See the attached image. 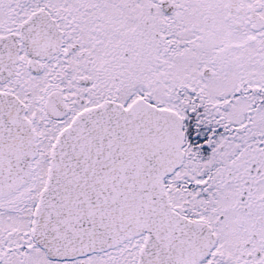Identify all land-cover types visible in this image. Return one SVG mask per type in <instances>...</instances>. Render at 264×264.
I'll return each mask as SVG.
<instances>
[{
  "label": "snow or ice",
  "instance_id": "snow-or-ice-1",
  "mask_svg": "<svg viewBox=\"0 0 264 264\" xmlns=\"http://www.w3.org/2000/svg\"><path fill=\"white\" fill-rule=\"evenodd\" d=\"M0 264H264V0H0Z\"/></svg>",
  "mask_w": 264,
  "mask_h": 264
}]
</instances>
